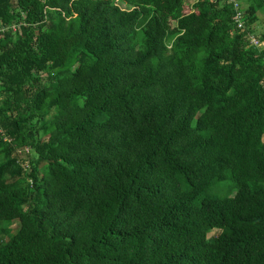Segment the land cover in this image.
<instances>
[{
  "label": "trees",
  "instance_id": "1",
  "mask_svg": "<svg viewBox=\"0 0 264 264\" xmlns=\"http://www.w3.org/2000/svg\"><path fill=\"white\" fill-rule=\"evenodd\" d=\"M186 1L0 0V264H264L257 10Z\"/></svg>",
  "mask_w": 264,
  "mask_h": 264
},
{
  "label": "built area",
  "instance_id": "2",
  "mask_svg": "<svg viewBox=\"0 0 264 264\" xmlns=\"http://www.w3.org/2000/svg\"><path fill=\"white\" fill-rule=\"evenodd\" d=\"M196 1L197 0H187L186 1L185 6L188 8H186V11H185V6H184L185 14H188L194 11V3ZM226 2L229 3L234 10V14H233L234 29L233 31H239L241 29H244L246 27V9L242 3V0H226ZM247 40H248V46L255 47L259 50H264V38H262L261 36L251 32L248 34ZM18 151L22 155V152L29 153L30 148L24 147V148H20Z\"/></svg>",
  "mask_w": 264,
  "mask_h": 264
},
{
  "label": "rangeland",
  "instance_id": "3",
  "mask_svg": "<svg viewBox=\"0 0 264 264\" xmlns=\"http://www.w3.org/2000/svg\"><path fill=\"white\" fill-rule=\"evenodd\" d=\"M186 8H188V7H186L185 6V11H186ZM261 13H263L264 14V10L261 12ZM255 23V22H254ZM253 23V24H254ZM255 26V28H257V26H258V28L261 26V24L260 25H254ZM260 30H262V29H260ZM22 156L24 157V158H26V156H27V153H23L22 152ZM233 181L232 180H230V179H228V180H226V181H224V182H221V183H218V184H216L211 190H209L208 191V193L209 194H217V195H220V196H226V195H228L229 193H230V191H231V188L233 187ZM19 227V223L18 222H16L14 225H13V228L14 229H17ZM220 232V230H217V229H214V230H212L210 233H209V236H215V235H217L218 233ZM6 239H8V237L7 236H0V240H6Z\"/></svg>",
  "mask_w": 264,
  "mask_h": 264
},
{
  "label": "crops",
  "instance_id": "4",
  "mask_svg": "<svg viewBox=\"0 0 264 264\" xmlns=\"http://www.w3.org/2000/svg\"><path fill=\"white\" fill-rule=\"evenodd\" d=\"M242 3L245 9H253L257 10L256 12V20L255 23L252 25V33L257 34L259 36H264V14L261 13L264 10V0H242ZM258 28H255L254 25H260ZM262 29V30H260Z\"/></svg>",
  "mask_w": 264,
  "mask_h": 264
}]
</instances>
